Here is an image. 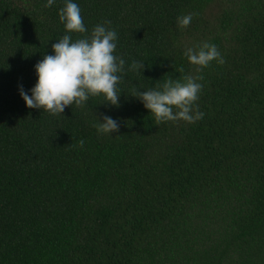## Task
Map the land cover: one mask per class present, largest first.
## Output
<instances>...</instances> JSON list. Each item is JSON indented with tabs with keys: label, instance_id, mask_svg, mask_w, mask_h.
Returning <instances> with one entry per match:
<instances>
[{
	"label": "trees",
	"instance_id": "1",
	"mask_svg": "<svg viewBox=\"0 0 264 264\" xmlns=\"http://www.w3.org/2000/svg\"><path fill=\"white\" fill-rule=\"evenodd\" d=\"M72 2L88 29L73 40L117 33L119 106L26 107L65 0H0V264H264V0ZM204 42L225 63L197 73L183 53ZM184 75H203L195 123L156 124L129 94ZM103 116L119 130L98 132Z\"/></svg>",
	"mask_w": 264,
	"mask_h": 264
},
{
	"label": "clouds",
	"instance_id": "2",
	"mask_svg": "<svg viewBox=\"0 0 264 264\" xmlns=\"http://www.w3.org/2000/svg\"><path fill=\"white\" fill-rule=\"evenodd\" d=\"M55 0H47L44 7H51ZM59 20L63 22L67 34L52 45L53 55H45L34 66L37 80L28 95L22 88L19 94L28 108L42 109L50 115H61L66 107L85 106L90 97L103 96L104 102L119 106L125 60L114 55L117 33L105 24H97L88 35L73 40L72 33L86 34L81 10L72 0H65L59 9ZM198 13L178 16L179 28H187ZM183 55L196 67L197 73L210 66L212 61L225 63L216 45L204 42L195 47L186 48ZM144 68L143 62L133 61L130 70ZM183 72V68L178 69ZM203 75H184L181 79L169 77L162 85L139 91L133 86L129 93L139 99L145 109L155 118L156 124L165 121H184L189 124L201 120L204 113L196 103L203 85L198 81ZM103 122L95 127L102 134L119 130V124L111 117L103 116ZM81 147L84 141L80 140Z\"/></svg>",
	"mask_w": 264,
	"mask_h": 264
}]
</instances>
